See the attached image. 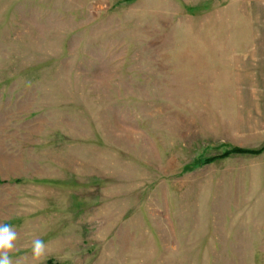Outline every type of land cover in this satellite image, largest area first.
Wrapping results in <instances>:
<instances>
[{
    "label": "rangeland",
    "instance_id": "374dc122",
    "mask_svg": "<svg viewBox=\"0 0 264 264\" xmlns=\"http://www.w3.org/2000/svg\"><path fill=\"white\" fill-rule=\"evenodd\" d=\"M259 1L0 0L13 259L264 264V151L220 157L264 146L234 78Z\"/></svg>",
    "mask_w": 264,
    "mask_h": 264
},
{
    "label": "crops",
    "instance_id": "0c3cea01",
    "mask_svg": "<svg viewBox=\"0 0 264 264\" xmlns=\"http://www.w3.org/2000/svg\"><path fill=\"white\" fill-rule=\"evenodd\" d=\"M250 22L254 29L247 34L246 47L236 59L234 78L238 99L245 103L246 132L264 135V1L252 5ZM255 157L254 162H264V152Z\"/></svg>",
    "mask_w": 264,
    "mask_h": 264
},
{
    "label": "clouds",
    "instance_id": "9594fccd",
    "mask_svg": "<svg viewBox=\"0 0 264 264\" xmlns=\"http://www.w3.org/2000/svg\"><path fill=\"white\" fill-rule=\"evenodd\" d=\"M18 232L8 224L0 223V264H28V257L12 258V253L18 251ZM32 264H42L48 253V245L37 237L29 245Z\"/></svg>",
    "mask_w": 264,
    "mask_h": 264
},
{
    "label": "trees",
    "instance_id": "16d2710c",
    "mask_svg": "<svg viewBox=\"0 0 264 264\" xmlns=\"http://www.w3.org/2000/svg\"><path fill=\"white\" fill-rule=\"evenodd\" d=\"M263 151H264V146L261 147V148H259V149H256V150H248V149H243V148H233V149L225 152L224 154H222L220 157H225V156L231 155L233 153H252V154H259V153H261ZM217 157H219V156H215V157L209 158L204 163H211V161L215 160ZM50 264H59V263L50 262Z\"/></svg>",
    "mask_w": 264,
    "mask_h": 264
}]
</instances>
